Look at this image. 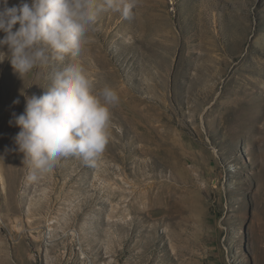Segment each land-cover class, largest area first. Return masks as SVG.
I'll return each mask as SVG.
<instances>
[{
  "label": "rangeland",
  "instance_id": "rangeland-1",
  "mask_svg": "<svg viewBox=\"0 0 264 264\" xmlns=\"http://www.w3.org/2000/svg\"><path fill=\"white\" fill-rule=\"evenodd\" d=\"M76 62L119 96L109 142L34 183L9 120L49 70L0 63V264H264V0L102 11Z\"/></svg>",
  "mask_w": 264,
  "mask_h": 264
},
{
  "label": "clouds",
  "instance_id": "clouds-1",
  "mask_svg": "<svg viewBox=\"0 0 264 264\" xmlns=\"http://www.w3.org/2000/svg\"><path fill=\"white\" fill-rule=\"evenodd\" d=\"M138 0H19L11 7L0 0V63L8 60L22 81L45 69L48 84L41 95L27 96L24 111L12 114L9 126L19 129L15 151L23 154L25 179L36 182L64 158L90 164L109 142L112 112L119 96L110 86L94 91L93 80L76 60L95 32L102 11L131 18ZM6 49V51H5ZM19 99L12 101L18 105ZM8 149H5L7 152ZM0 159H4L0 155Z\"/></svg>",
  "mask_w": 264,
  "mask_h": 264
}]
</instances>
